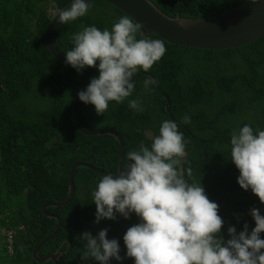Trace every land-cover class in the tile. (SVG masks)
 <instances>
[{"label":"trees","instance_id":"trees-1","mask_svg":"<svg viewBox=\"0 0 264 264\" xmlns=\"http://www.w3.org/2000/svg\"><path fill=\"white\" fill-rule=\"evenodd\" d=\"M68 1L0 0V264H56L32 257L33 249L58 223L43 212L44 203L60 201L67 194L68 171L77 161L111 174L118 169L117 140L107 134L81 133L72 116L77 93L98 77V67L77 72L58 62L45 43L51 20L48 8H59ZM151 1L168 16L195 18L233 8L244 0ZM89 4L86 15L55 29L57 45L65 54L74 46L72 35L83 27L111 29L126 15L105 0ZM137 38L162 39L142 27ZM163 41L164 56L149 72L141 69L133 77L136 85L130 97L121 104L110 102L104 115H97L94 105L82 102L79 119L88 128L118 131L124 142L125 163L126 153L138 150L142 142L150 147L162 121H175L186 145L178 167L189 183L201 182L208 198L219 205L218 214L224 220L221 235L228 239L229 226H235L237 233L243 230L247 207L264 206L251 189L240 187L239 170L230 156L233 130L244 124L254 131L264 130V34L248 44L225 49ZM146 73L157 80L147 88ZM164 95L170 102L168 108ZM138 98L143 112L128 107L129 100ZM184 116L190 117L189 123L181 122ZM101 178L82 166L74 170L71 199L48 207L59 214L62 227L42 245L40 257L58 251L61 264H99L83 257L80 236L85 231L95 236L104 228L109 239L118 240L120 255L125 257L123 235L139 217L133 213L125 219L117 214L115 220L94 222L92 191ZM250 212L247 223L251 231L255 221ZM8 230L12 231L10 241ZM260 236L264 239V232ZM109 264H134V260L113 258Z\"/></svg>","mask_w":264,"mask_h":264},{"label":"clouds","instance_id":"clouds-1","mask_svg":"<svg viewBox=\"0 0 264 264\" xmlns=\"http://www.w3.org/2000/svg\"><path fill=\"white\" fill-rule=\"evenodd\" d=\"M89 8L85 0H72L70 7L58 10L55 17L58 14L59 23L66 24L86 15ZM178 23L184 26V21ZM140 28L131 16L124 15L111 29L86 26L71 37L74 46L66 52V64L82 72L85 67H97L99 61L98 77L77 93L83 103L94 105L97 115H104L110 102L121 104L130 97L135 90L133 77L141 69L149 72L167 50L162 39H138ZM156 83L152 77L144 82L146 88ZM128 107L144 111L139 98L129 100ZM181 122L189 123L190 117L184 116ZM185 147L178 124L164 120L150 147L142 142L138 150L126 153L122 171L103 175L92 191L94 222L115 220L117 214L128 219L133 213L139 222L123 235L125 257L120 255L118 240L107 237V228L95 236L90 231L82 233L83 257L99 264L126 257L134 264H264V239L260 236L264 215L253 208L250 215L255 227L251 232L247 223L239 233L229 226V238L225 239L219 205L208 198L201 182L189 183L178 167ZM230 156L239 170L240 187L251 189L264 203V130L254 131L249 124L233 130ZM187 175L191 177V169Z\"/></svg>","mask_w":264,"mask_h":264},{"label":"water","instance_id":"water-1","mask_svg":"<svg viewBox=\"0 0 264 264\" xmlns=\"http://www.w3.org/2000/svg\"><path fill=\"white\" fill-rule=\"evenodd\" d=\"M92 0H85L86 3ZM126 15L131 16L137 23L141 25L143 30L152 32L153 34L159 36L166 42L195 47L200 49H225L232 48L244 44L250 43V41L264 34V0H244L239 5L223 10L219 13L202 16V17H181L178 14L174 17L168 16L161 9H159L151 0H105ZM72 0L68 1L66 4L59 8H48L50 15V23L48 25L45 34V43L50 53L56 58V60L67 66L72 67L65 63L66 54L62 52L55 39V29L60 24L58 21V14L56 13L60 9H66L70 7ZM178 21H184V26H180ZM99 61H97L98 67ZM73 68V67H72ZM149 77L154 78L151 74L146 73ZM135 85H136V79ZM165 108H168L170 102L167 95ZM82 101L77 96L72 104V116L75 127L83 134H107L113 136L118 142V169L116 175L119 171L123 170L124 166V142L122 136L118 131L109 127H98V128H88L85 127L79 119V106ZM88 168L97 175L103 177V175L111 174L100 168L86 162L77 161L70 166L68 171V185L67 194L60 201H47L43 205V212L50 217H55L58 219L57 226L53 232L46 237H44L32 251V257L38 262H48L53 261L56 264H61L59 261L58 251L54 253H48L43 257L39 256V250L42 245L49 239L53 238L62 227V219L59 214L50 212L48 210L49 206L52 205H64L66 204L75 192L73 185L74 170L77 167ZM253 208L259 209V211L264 213V206H249L246 208L243 214V223H247V213ZM248 224V223H247ZM249 233L251 232L248 226Z\"/></svg>","mask_w":264,"mask_h":264},{"label":"built area","instance_id":"built-area-1","mask_svg":"<svg viewBox=\"0 0 264 264\" xmlns=\"http://www.w3.org/2000/svg\"><path fill=\"white\" fill-rule=\"evenodd\" d=\"M11 230H8V234H9V236H8V240L10 241L11 240V237H10V234H11ZM9 249H11L10 247H9Z\"/></svg>","mask_w":264,"mask_h":264},{"label":"rangeland","instance_id":"rangeland-1","mask_svg":"<svg viewBox=\"0 0 264 264\" xmlns=\"http://www.w3.org/2000/svg\"><path fill=\"white\" fill-rule=\"evenodd\" d=\"M150 134V132H148Z\"/></svg>","mask_w":264,"mask_h":264}]
</instances>
